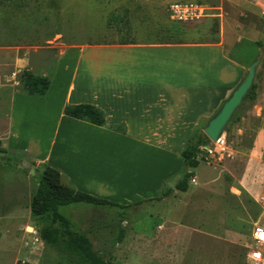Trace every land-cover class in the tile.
Segmentation results:
<instances>
[{
  "label": "rangeland",
  "instance_id": "1",
  "mask_svg": "<svg viewBox=\"0 0 264 264\" xmlns=\"http://www.w3.org/2000/svg\"><path fill=\"white\" fill-rule=\"evenodd\" d=\"M172 4L201 6L205 16L173 21ZM219 31L244 73L262 49L252 91L224 128L223 144L208 141L200 147L187 189H174L177 178L168 181L173 188L163 185V191L171 190L164 202L61 207V215L73 220L69 228L86 235L94 251L109 254L119 229L124 237L132 229L160 227V236L178 247L179 264H250L249 233L264 210V0H0V87L18 90L23 69L12 66L17 57L25 59L31 73L48 77L55 57L72 45L121 40L214 44ZM20 119V141L38 143L42 150L43 138L28 127L43 126V120L32 110ZM3 130L0 119V134ZM198 135H203L201 128L188 146ZM34 144H29L31 151ZM30 152L10 149L5 154L0 148V264H69L37 237L48 218L27 212L36 185L33 169H40ZM54 226L61 228L58 222Z\"/></svg>",
  "mask_w": 264,
  "mask_h": 264
},
{
  "label": "crops",
  "instance_id": "2",
  "mask_svg": "<svg viewBox=\"0 0 264 264\" xmlns=\"http://www.w3.org/2000/svg\"><path fill=\"white\" fill-rule=\"evenodd\" d=\"M218 38L214 44L133 41L65 48L55 57L43 98L0 87V148L5 154L31 151L35 142L20 141L17 124L32 110L43 120V126L28 127L43 138L42 150L37 143L29 153L32 161L55 168L74 189L121 206L158 197L163 185L178 178L181 151L245 74L220 31ZM12 66L28 70L21 57ZM76 104L99 109L103 123L65 117L63 107ZM160 230L125 233L109 249V264H179L178 247Z\"/></svg>",
  "mask_w": 264,
  "mask_h": 264
},
{
  "label": "trees",
  "instance_id": "3",
  "mask_svg": "<svg viewBox=\"0 0 264 264\" xmlns=\"http://www.w3.org/2000/svg\"><path fill=\"white\" fill-rule=\"evenodd\" d=\"M131 40H121L117 44H129ZM50 77L36 75L28 70H22L19 75V85L23 94L29 97L43 98ZM253 85L245 98L252 91ZM244 98V99H245ZM62 113L67 118L80 120L95 126H100L104 121L103 113L96 107L88 104L65 105ZM208 140L204 135H198L194 145H189L181 151L180 155L183 164L175 174L178 176L174 189L184 192L187 189V182L194 175L193 169L198 166L196 158L200 147L207 144ZM34 163L31 162L30 165ZM36 185L29 197L28 209L31 216L48 218L49 224L42 225L37 230L38 239L46 247L63 256L69 264H109L107 255L94 251L91 240L83 233L72 231L69 228V221L57 212L58 207L71 204H83L91 207H118L126 208L106 199L98 198L90 194L78 191L65 181L62 175L55 168L40 164V169H33ZM170 189L163 191L158 197L152 200H160L167 196ZM138 202L134 203L137 204ZM58 222L61 228L54 224ZM124 231L119 229L115 242L118 243L123 237ZM19 264V263H16ZM28 264V263H23Z\"/></svg>",
  "mask_w": 264,
  "mask_h": 264
},
{
  "label": "water",
  "instance_id": "4",
  "mask_svg": "<svg viewBox=\"0 0 264 264\" xmlns=\"http://www.w3.org/2000/svg\"><path fill=\"white\" fill-rule=\"evenodd\" d=\"M261 55L262 49H259L254 59L246 67V71L242 79L232 89L228 97L221 103L218 110L202 127L201 132L210 143H216L233 113L241 105L246 94L249 92L253 84L255 70L260 61ZM167 185L169 188H173L172 182H169Z\"/></svg>",
  "mask_w": 264,
  "mask_h": 264
},
{
  "label": "built area",
  "instance_id": "5",
  "mask_svg": "<svg viewBox=\"0 0 264 264\" xmlns=\"http://www.w3.org/2000/svg\"><path fill=\"white\" fill-rule=\"evenodd\" d=\"M205 10L196 5L172 4L169 6V18L180 23H188L205 16ZM223 139L218 138L216 143L223 144ZM264 202V198L260 199ZM250 245L247 248L246 260L250 264H264V210L261 221L254 224L249 233Z\"/></svg>",
  "mask_w": 264,
  "mask_h": 264
}]
</instances>
